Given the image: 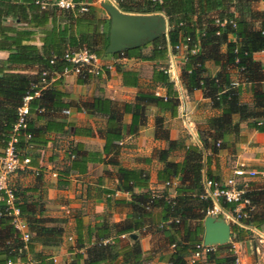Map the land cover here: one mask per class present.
Here are the masks:
<instances>
[{
  "label": "trees",
  "instance_id": "obj_1",
  "mask_svg": "<svg viewBox=\"0 0 264 264\" xmlns=\"http://www.w3.org/2000/svg\"><path fill=\"white\" fill-rule=\"evenodd\" d=\"M34 1L0 0V49L8 51L6 58L0 61V150L8 138L16 119V108L21 97L29 90V84L39 81L42 69L61 71L67 65L61 55L78 49H86L99 58L110 56L165 60L166 45L173 46L188 36V46L196 43L197 50L186 54L179 79L187 91L202 90L210 107L217 112L197 126L201 149L185 143L184 137L169 139L163 128V117H155V135L166 142L165 147L154 152L156 160L161 164L156 178L164 185L162 193L155 194L147 188L148 179L144 170L117 165L115 189L130 194L129 212L118 222L107 224L101 221L88 227L83 236L77 229L74 246L68 247L71 254L66 263H54L51 255L44 251L59 245L64 231L62 220L43 215L40 194L32 197L28 193L30 189L12 186L14 203L27 224L30 236L23 246L0 200V264H6L7 260H19L24 264H144L151 255L143 253L138 239L131 238L129 234L150 231L159 232L164 238V244L170 246L167 264H185V256L194 250L196 243L202 241L201 223L208 205V202L198 197L202 191V150L209 156L217 153L227 143L229 136L238 134L239 122L242 120L247 121L248 127L264 131V70L260 62L252 57L253 53L264 51V9H252L250 2L255 0H237V15L226 10L231 0H116V6L123 12L162 13L167 20V32L140 46L106 53L109 18L99 16V7L87 4L88 0H74L84 4L85 10L80 12L78 4L70 10L52 5L54 0H37L47 3L43 8ZM214 17L231 18L235 27L227 25L220 30L213 23ZM7 20L10 23H6ZM101 28L106 29L101 31ZM36 33L42 34L39 37L40 52L33 43ZM229 34L234 35L233 41L228 40ZM221 46H224L223 51ZM144 48H148L146 53L143 52ZM52 56L54 59L50 63ZM206 62L218 66L214 75L206 74ZM12 65H36L38 69L34 74H27ZM234 78L238 79L239 85L230 87L229 82ZM151 79L165 89V99L152 93L139 94L134 103H124L121 111L108 99L93 100L92 108L107 115L103 151L107 152L111 146H115V140L121 139L124 134H134L144 124L143 110L146 104L151 103L159 111L175 115L177 91L164 68H154ZM80 80L83 81L82 78ZM243 82L251 86L250 103L240 100V85ZM54 84L41 88L39 94L28 103L25 125L19 129L16 143L21 157L27 156L23 150L29 145L44 144L47 132L62 131L63 122L49 119L45 125L35 126L32 120V117L38 119L43 113L66 107L62 102L63 93ZM121 112L131 113L125 129L121 128L119 122ZM258 121L261 123L258 124ZM26 134L29 136L26 137ZM175 150L182 151L181 158L176 161L170 158ZM76 151L75 148L69 149L68 153L72 157L62 171L64 174L74 168L83 170L75 163L78 157ZM205 173L210 177L208 172ZM174 178L178 182L170 196L167 188ZM134 188H140L141 191L134 192ZM104 192L108 193L106 200H109L111 191ZM244 195L248 197L252 208L247 210L240 223L258 228L264 222V189H249ZM155 208L159 212L157 219L153 220L151 212ZM192 221L197 224L190 229ZM248 233L244 227L233 222L230 224L231 241L243 240ZM121 234L126 237L125 243L120 246L118 242L123 239ZM107 238L109 242L102 243ZM36 245L42 249L37 250ZM234 258L231 245L225 243L213 246L211 251L205 253L203 260L210 264H235ZM198 261L193 264H200Z\"/></svg>",
  "mask_w": 264,
  "mask_h": 264
},
{
  "label": "crops",
  "instance_id": "obj_2",
  "mask_svg": "<svg viewBox=\"0 0 264 264\" xmlns=\"http://www.w3.org/2000/svg\"><path fill=\"white\" fill-rule=\"evenodd\" d=\"M100 1L116 6V0L86 2L99 7L101 9L99 16L107 19L108 15L100 6ZM250 6L255 10H263L264 0L252 1ZM238 9L237 0H231L226 6V10L233 15L238 14ZM105 29L101 28V31ZM41 35L36 33L33 39L39 52ZM228 40L233 41L234 35L229 34ZM166 47L165 60L114 57L111 69L103 70L99 74H91L83 81L73 73L56 75L48 70L51 72L48 84L55 83L56 89L63 93L62 102L66 104V107L43 113L38 119L32 117V120L35 126H43L49 119L63 122L62 131L51 130L46 133L44 144L29 145L23 150L25 155L30 157L31 167L37 168L40 174L35 175L31 170L17 171L11 175L10 184L30 189L28 193L32 197L40 194L43 215L62 220L61 225L64 231L59 245L44 249L46 253L55 257L54 263H66L70 260L71 253L68 247L74 246L77 229L83 236L88 227L101 221L107 224L118 222L129 212L130 194L115 189L117 165L144 170L148 179L147 188L152 193H162L164 185L156 178L161 164L156 160L154 152L165 147L166 142L155 135V117H163V128L169 139L184 137L185 143L194 144L201 149L197 126L201 124L200 121L203 122L205 118L217 111L210 107V102L203 96L202 90L187 91L183 87L179 79L183 62L180 55H173L170 45L167 44ZM220 49L223 51L224 46ZM147 51L148 48L143 49V52ZM7 54L6 49H0V61L4 60ZM252 57L260 62L264 70V51L253 53ZM110 58V56H104L101 60L107 62ZM11 67L27 74H34L38 69L36 65H12ZM159 67L168 71L165 73L177 91L178 104L175 115L171 116L167 111H159L153 104L148 103L143 110L144 124L134 134H124L121 139L115 140L113 142L115 146H111L107 152L103 151L104 132L108 124L107 115L92 108L93 100L108 99L118 111H121L124 103H134L139 94L152 93L165 99V89L151 79L152 70ZM205 67L206 74L210 76L218 70V66L212 62H206ZM231 71L235 73L234 69ZM240 89V100L250 103L252 96L250 84L243 82ZM130 119V112L120 113L119 122L122 129L126 128ZM187 125L189 131L186 129ZM72 148L77 150L78 157L75 163L83 170L74 168L64 174L63 169L69 165L68 151ZM173 153L177 156H172ZM181 155V150H175L170 158L176 161L181 158ZM201 162V177L207 176L205 172H208L210 177L225 178L231 175L233 168L242 166L244 169L256 172L255 175L247 178L248 190L264 189V183L258 181V174L264 170V131L248 127L247 121L242 120L239 122L238 134L229 136L227 143L219 148L217 153L209 156L202 150ZM52 172H56L57 176H52ZM177 182L178 179L174 178L171 186L167 188L170 196L173 195L172 189ZM105 190L111 191L109 200H106L108 193H105ZM133 191L139 192L141 189L134 188ZM158 212V208L152 210L153 220L157 219ZM196 224L194 221L190 222V229ZM201 225L200 237L203 234V224ZM245 229L249 233L243 240L231 241L232 250L239 264H264V222L258 228L248 225ZM132 233L135 235L134 238L138 239L141 251L151 255L144 264L168 263L170 246L164 244V238L159 232ZM68 237L71 239L68 240ZM124 243L123 237L118 245L121 246ZM35 248L42 249L40 245H36ZM189 255L190 253L185 256V264H193L189 261ZM198 263L210 264L204 262L203 258L199 259Z\"/></svg>",
  "mask_w": 264,
  "mask_h": 264
},
{
  "label": "built area",
  "instance_id": "obj_3",
  "mask_svg": "<svg viewBox=\"0 0 264 264\" xmlns=\"http://www.w3.org/2000/svg\"><path fill=\"white\" fill-rule=\"evenodd\" d=\"M159 2L160 0H152ZM39 4L40 7H44L47 3L34 1ZM78 11H84L85 7L82 3H76L74 0H54L52 5L59 9H74L76 5ZM213 23L220 30L229 25L231 28L235 27V22L231 18H213ZM218 33V32H216ZM190 38L186 36L181 42L170 46V50L173 55H180L182 62L186 60L187 53H194L197 50V44L188 46ZM54 57L52 56L49 60L53 62ZM61 59L67 63L61 71H51L53 74L66 75L73 73L76 76L84 79L88 74H99L103 70H109L112 68L113 57L109 61H103L97 57L94 53L86 49H78L74 51H67L61 55ZM235 61H237L235 59ZM47 69H42L39 72V81L37 83H30L29 90L21 97V101L16 108V119L12 124L8 138L0 151V200L3 202L4 211L10 217V225L18 233L19 239L22 241L23 246L28 241L30 233L27 229V224L24 218L20 215L19 208L14 203L13 188L10 184V177L14 172H21L31 170L34 174H38L37 168H32L30 165V158L28 156H20L16 143L18 138L19 129L25 125V118L28 114V103L29 101L39 94L41 88L46 86L50 81V74ZM164 72H168L164 69ZM239 81L237 79H231L229 82L230 87H237ZM157 94V93H155ZM258 124L261 122L258 121ZM187 131L190 129L186 126ZM29 135L26 134V137ZM218 145V143H216ZM72 154H69V158ZM254 170L244 169L242 166L233 168L231 175L217 179L208 176L201 177L202 191L198 197L208 202L207 207L204 210V214L211 215L214 217H222L227 221L236 223L244 228L248 225L240 223V219L246 216L247 210L252 208L248 197L244 194L248 190L247 178L255 175ZM52 176H57L56 172L51 173ZM264 177V170L260 173ZM172 183V182H171ZM165 184H168L166 182ZM224 205H232L228 208ZM121 238L126 235L121 234ZM71 238L68 237V240ZM109 242V238L103 239L102 243ZM213 245H204L201 242L194 245V250L189 255V261L193 263L204 257L205 253L211 251ZM232 248V247H231ZM234 253V252H233ZM235 255V254H234ZM51 260L55 262V257L51 256ZM234 263L239 264L238 258L235 255ZM6 264H24V262L15 260H7ZM28 264V262L26 263Z\"/></svg>",
  "mask_w": 264,
  "mask_h": 264
},
{
  "label": "water",
  "instance_id": "obj_4",
  "mask_svg": "<svg viewBox=\"0 0 264 264\" xmlns=\"http://www.w3.org/2000/svg\"><path fill=\"white\" fill-rule=\"evenodd\" d=\"M100 6L109 18L106 53L119 52L140 46L166 32L167 20L159 12H123L114 4L103 1H100ZM202 224L203 234L201 240L204 245L215 246L229 241L230 224L226 219L206 215L202 220ZM129 236L135 237L133 233Z\"/></svg>",
  "mask_w": 264,
  "mask_h": 264
},
{
  "label": "rangeland",
  "instance_id": "obj_5",
  "mask_svg": "<svg viewBox=\"0 0 264 264\" xmlns=\"http://www.w3.org/2000/svg\"><path fill=\"white\" fill-rule=\"evenodd\" d=\"M6 23H10V21L7 20ZM200 123H201L200 125H202V121H200ZM172 156H177V154L176 153H173ZM258 181H261L262 184L264 183V177L261 176L260 174H258ZM228 223L231 224L232 222L228 221ZM227 244H230L231 245L230 238H229V241L227 242Z\"/></svg>",
  "mask_w": 264,
  "mask_h": 264
}]
</instances>
